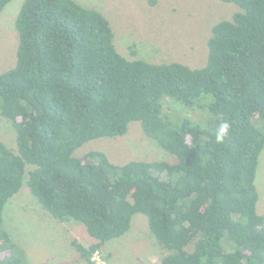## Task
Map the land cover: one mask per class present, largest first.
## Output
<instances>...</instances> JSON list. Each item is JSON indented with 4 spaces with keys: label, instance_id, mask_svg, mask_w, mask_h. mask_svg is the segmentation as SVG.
Wrapping results in <instances>:
<instances>
[{
    "label": "trees",
    "instance_id": "1",
    "mask_svg": "<svg viewBox=\"0 0 264 264\" xmlns=\"http://www.w3.org/2000/svg\"><path fill=\"white\" fill-rule=\"evenodd\" d=\"M12 1L0 0V14ZM217 1L239 11L213 25L200 68L126 58L109 19L74 0L23 2L16 64L0 74V113L16 132L15 147L0 139V264H29L3 227L24 183L49 216L85 226L94 243L72 245L88 264L136 214L166 251L161 264H264L255 184L264 0ZM168 102L208 108L207 125L173 120ZM220 118L230 131L216 143ZM134 122L175 160L120 165L99 150L75 155L89 141L126 135Z\"/></svg>",
    "mask_w": 264,
    "mask_h": 264
},
{
    "label": "rangeland",
    "instance_id": "2",
    "mask_svg": "<svg viewBox=\"0 0 264 264\" xmlns=\"http://www.w3.org/2000/svg\"><path fill=\"white\" fill-rule=\"evenodd\" d=\"M24 1L13 0L0 14V74L16 64L19 37L15 20ZM74 1L100 11L109 19L115 45L126 58L152 63L180 62L193 68L203 67L207 62L213 25L231 19L239 11L238 6L217 0ZM164 112L173 120H189L200 126H206L210 117L208 108L185 107L174 102L166 103ZM256 124L264 129V120H257ZM0 139L15 147L13 124L1 113ZM92 150L106 153L113 163L120 165L137 160H175L174 155L144 133L139 122L132 123L124 136L85 143L75 155L82 157ZM255 184L259 194L257 213L264 216V150ZM3 227L25 251L29 264H88L72 245L73 240L85 247L94 243L85 226L73 219L59 221L49 216L26 183L6 204ZM165 255L146 217L136 214L130 230L105 243L94 254L93 261L95 264H161Z\"/></svg>",
    "mask_w": 264,
    "mask_h": 264
},
{
    "label": "clouds",
    "instance_id": "3",
    "mask_svg": "<svg viewBox=\"0 0 264 264\" xmlns=\"http://www.w3.org/2000/svg\"><path fill=\"white\" fill-rule=\"evenodd\" d=\"M230 124L227 120L220 118L214 132L216 143H223L229 136Z\"/></svg>",
    "mask_w": 264,
    "mask_h": 264
}]
</instances>
